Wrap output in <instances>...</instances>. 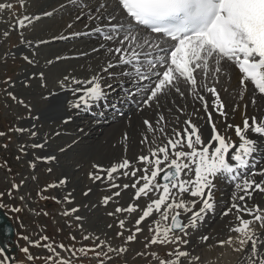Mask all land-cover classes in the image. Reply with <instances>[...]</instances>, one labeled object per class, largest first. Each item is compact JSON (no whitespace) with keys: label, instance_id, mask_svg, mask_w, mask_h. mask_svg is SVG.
Returning a JSON list of instances; mask_svg holds the SVG:
<instances>
[{"label":"snow or ice","instance_id":"obj_1","mask_svg":"<svg viewBox=\"0 0 264 264\" xmlns=\"http://www.w3.org/2000/svg\"><path fill=\"white\" fill-rule=\"evenodd\" d=\"M20 4L23 7L24 0H20ZM4 7L6 5L0 4V9ZM7 7L11 8L12 5L9 4ZM95 12V16L89 13V21L107 20L106 24L98 23L91 33L97 34L105 42L99 45V49L107 47L106 63L89 80L80 81L72 78L74 84L82 87L74 90L81 94L71 106L77 110L81 108L90 110L99 102L106 101V89H111L112 85L103 84L104 74L115 78L117 73L109 70L121 67L119 75L133 86L127 90L126 95L133 99L139 95L141 97L139 105L148 108L155 105L156 110H161L164 107L161 101L167 100L173 94L185 100L192 97L202 104V110L207 114V123L211 128L210 132H205L191 118L181 122L177 117L176 122L182 123L183 128L179 130L174 128L169 135L165 131L168 121L162 112H156L155 126L151 120L144 119L146 129L163 134L167 142L156 148L150 147L149 155L138 157L139 161L148 167L132 172L133 176L138 171L144 172V175L132 185L136 189L134 199L138 201L141 197H148L149 202L135 220V231L127 236L125 243L133 241L136 233L142 231L139 227L141 223L156 213L159 219L154 220V227L148 229L154 234L144 247L147 249L149 245L157 244L175 247L166 254L168 259L161 258L155 252H152L151 256L156 258L159 264H180L181 258L192 257L189 250L181 249V245L189 244V240L184 237L189 235L187 231L189 228L196 229L198 223L209 212L215 210L213 181L215 178L223 177L225 180H231L234 185L233 202L224 209L222 215L228 216L233 210L236 213L235 219L238 223L230 228V232L238 234L235 243L239 247H234L233 250L243 253L237 264H264V235L251 227L254 223H259L260 227L264 228V210L259 205L249 206L247 203L254 191L264 192V179L259 182L253 179L256 176L264 177V168H260L259 171L253 170L257 167L256 153L259 151L257 138L264 137V116L258 118L256 115L249 117L244 114L242 126L227 123L229 113L225 111L226 105L217 87L225 78L231 79V74L238 69L236 76L239 99H245L246 91L251 93V104L254 107L257 105V93L264 99V0H103ZM77 19H80V16H77ZM31 20L32 17L25 15L18 20L16 26L24 28ZM4 35L7 36L8 32ZM109 44L113 46L109 47ZM23 59L29 64L33 63L27 56ZM40 75L42 77L43 73ZM68 79L69 77H64V80ZM5 83L9 84L10 81ZM119 86L121 90L127 88V84L122 83ZM205 92L212 97L211 110ZM8 95L17 100L11 92H8ZM17 102L24 104L23 100ZM237 108L238 106L233 107L232 112L235 113ZM169 111L172 109L169 108ZM177 111L183 113L184 109L178 108ZM213 112L224 118L226 126L224 133H221L214 122ZM68 119L71 120V117ZM232 129L238 143L228 134ZM14 130L26 131L19 127ZM3 135L5 133L0 132V136ZM31 135L36 136V132H31ZM156 140L154 135L152 143L155 144ZM146 142L147 136L141 143ZM185 145L187 151L183 150ZM37 159L47 161L55 157ZM130 164L129 160L124 159L108 169H100L99 165L93 167L106 171L111 179L112 173L118 169H127ZM193 172L194 175L190 176L189 174ZM89 176L92 177L93 173H89ZM100 178L99 175L95 176L97 180ZM59 183H66V179ZM124 187L127 188L128 185ZM12 188L18 190L19 185L13 184ZM154 191L158 193V198L153 199L149 195ZM185 194L197 199H185ZM8 195H12V190H9ZM113 195L119 196L120 193L115 192ZM2 196L3 193H0V197ZM110 199L111 197L105 196L104 203L107 204ZM198 203L200 206L197 208ZM138 208L140 205L130 204L126 208L118 207L115 211L132 213ZM12 210L19 211L16 208ZM71 211L75 212L77 209ZM245 216L251 219H245ZM118 224L123 229L125 221L120 220ZM117 236L122 237L123 232H118ZM47 239L41 237V240ZM200 239L206 241L208 237ZM30 243L32 246H40L39 241ZM103 243L104 241L100 242ZM224 243L232 245L233 237L229 236L227 241L219 242L220 245ZM100 244L96 247H100ZM43 247L55 252L51 244H44ZM57 247L65 250L62 244ZM91 250L94 249L78 251ZM108 250L122 253L126 248L113 249L109 246ZM2 251L0 248V252ZM21 251L27 254L29 249L25 247ZM96 255L99 256L100 253L97 252ZM27 259L31 261L33 257L29 254ZM51 259L49 256L48 260ZM59 264H65V261L60 260Z\"/></svg>","mask_w":264,"mask_h":264},{"label":"rangeland","instance_id":"obj_2","mask_svg":"<svg viewBox=\"0 0 264 264\" xmlns=\"http://www.w3.org/2000/svg\"><path fill=\"white\" fill-rule=\"evenodd\" d=\"M52 1H47L46 6L50 7V5L54 3V1ZM58 1L59 2L54 5L55 7L60 3V0ZM24 3H26V9H24L23 12L26 10L31 11L35 9V6L32 7L33 1L30 0L28 2V0H24ZM0 4L6 5L5 8L0 9V132L5 133V135L0 136V168L6 169L4 163H6L8 159L11 161L12 173L24 167L23 164H14L12 162L13 159L18 157V155L11 153L14 149L13 145L15 144L19 149H21L23 153H25L27 160L33 164L28 168L26 167L23 172L29 173L31 169H33L34 178V180H31L30 178L26 177L25 180V177H22V172H19L16 175L14 174L15 181H17L15 184L19 185L18 190L21 188L20 185L23 180H25V185L22 189L23 192H21V195L16 191L17 189L12 188V175L10 174V176L8 174L9 168L5 171L0 170V193H3V196L0 197V205H3L1 207L4 209L14 224L16 230L15 242L17 251H19L17 258L14 260L15 263L59 264L60 260H64L65 264H159V261L154 257L148 259V256H150L152 252L157 253V255L161 258L168 259L169 257L166 254L173 250L175 247L174 245H149L147 249L144 247L145 243H147L154 234L149 232L148 229L149 227H154V220L159 219V215L156 213H153L151 217L146 218V220L141 223L139 227H141L142 231L136 233V237L133 241L125 243L127 236L135 231V220L141 215L139 212L143 209V207L147 206V203L149 202L148 197H141L140 200H136L135 204H131L140 205V208H138L135 212H116L115 210L118 207L126 208V205L129 201L131 202L135 200L132 185L136 183L135 181L138 180L139 175L117 176L119 173L115 174L116 172H114L112 173L113 178L111 177V179L108 178L107 180L104 179L96 182L94 176H96V172L98 171L95 170L99 169H94L93 165H99L100 169H103V166L100 165L99 161L104 160V158L101 151V153L95 154L96 148H89V143L93 141L91 138L89 139L90 142L87 141V145H85V147L79 148L78 150L72 152V156L75 158L74 161H76L78 164L73 167V172L69 178V180H71L69 181V185L67 182L60 184L59 182L61 180H65V174L63 169L59 167L60 165H38V168H36L34 166V159L37 157L36 155H40L39 152L34 150L32 153H28L24 147L22 150V142H24L22 139L24 137V133H17L14 130L17 127L28 130L26 127L31 126L32 123V130L28 131H36V136H32L31 133H28L27 131L24 132H27L29 139L35 140V144H38L37 139L40 135V132L37 130L34 122L32 121V116L26 111V109H33L35 107L31 103L28 104L24 99H30L37 87H42L44 83H55L57 79L62 78L64 73L67 72L66 75H68V71L66 70L71 71L72 68L76 67V65L70 64L72 68L68 69L70 65L68 62H66L65 65L67 64L68 66L64 65L65 67L61 70L57 69L59 68L57 67L56 69L54 68V70L52 69L51 65H54L57 62L52 60V58L51 60L47 61V64H49V61H51L50 67H45L42 70L44 73H47L46 79L38 76L26 79L21 76V73L29 69L31 64L29 66L26 65L27 61L23 59L24 56H27L30 60L35 57L47 59L48 57H52V55L64 50H85L83 48L89 46L98 47L99 49V45L105 42L98 35H96L92 40L77 39L71 40L69 43H65L61 39H54L50 42H46V44H39V46L32 45L26 50L18 49L20 42L23 38L27 37L28 33H33L31 37H28V41H31L34 40V38L45 37L46 32H48L51 27L52 28L49 30L48 34L58 30L60 25L57 23H48L47 26L38 25L35 28L36 30L33 28V26L21 29L16 26L19 20L17 16L24 8V6H21L20 0H0ZM9 4L12 5L11 8L7 7ZM54 19H56V16L47 17V20L53 21ZM97 24L98 22L94 23L95 26ZM5 32H8L7 36L4 35ZM106 50L107 47L104 49H99L101 53H104ZM95 59L97 61L99 60L98 57H95ZM101 60H99V63ZM5 81H10V83L6 84ZM114 83V80H109L108 82V84H111L112 86ZM8 92H11L17 98V100H13L8 95ZM18 100H23L24 104L21 105L17 102ZM110 100L111 99L101 101L98 103V107L95 105L92 108L94 111H97L96 108H100L101 104ZM19 104L22 107H18ZM11 110L13 111L10 112ZM98 111L100 114L103 113V117L110 113L107 108H100ZM113 113L118 112L114 111ZM81 115L88 116V113L83 114L82 112L80 114L78 112L76 121L81 118ZM25 119L28 121L23 124ZM123 121L124 120L122 119L119 123ZM46 123L50 124L51 122H47L46 120ZM10 129H12V131H10ZM105 132L103 134L104 136L102 135L98 140H96L97 142L100 141L101 138H103V141H105V137H111L110 132ZM11 133H13L12 137L9 135ZM11 138L16 139V143L15 141H13V143L9 142ZM70 139L71 138L69 137L67 141ZM7 147L10 150V158L6 152ZM98 147H100L99 144ZM42 156L43 155L41 153V157ZM18 159L16 160V163H18ZM39 161L41 162V159H39ZM40 162L38 164H40ZM41 169L44 170L46 176L42 175L44 173L43 170L39 173V170ZM49 169H52V171L50 172ZM99 171L102 172L101 170ZM255 171H259V167H257ZM38 173L40 176H42V182H40L39 179L36 180V174ZM89 173H93V176L90 177ZM75 180H79L81 185H76L74 187L75 191L73 193V188H70V185ZM227 181L228 180L225 179H218L217 187L220 188V191H223L224 186L229 184ZM47 183L54 185V187L46 190ZM58 185L61 187L58 188ZM112 185H116V187H113ZM124 185H128V187L125 188ZM8 188L14 191L11 196L8 195ZM92 188L95 189L94 194L89 193L92 191ZM61 190H63V192H61ZM70 192L72 193V196H70L74 198L72 203L65 200V195ZM115 192H119L120 195H113ZM213 192L216 193V190ZM85 193H87V195H85ZM149 195L153 199L158 198V193L155 191ZM105 196L111 197L107 204H105L104 199H102ZM21 197H23V199H21ZM184 198L191 199L192 197L186 196L185 194ZM101 201L103 202L101 203ZM52 205H57V209L54 210V213L50 212V207H52ZM36 206L40 207V211L35 212L34 207ZM70 206L72 209L78 207L77 211H71ZM87 206L89 208H86ZM14 208L19 209V211H13L12 209ZM109 213H114V215H109ZM183 215L184 214L182 213V216ZM209 215L210 214H207L204 219L198 223L196 229L189 228L187 230L189 235L184 238L189 240V244L181 245L182 250H189L191 253H193L192 255H194V249H196V251H198L201 256L205 257H201L200 260L197 261H193L192 257H184L181 258L180 264H206V262H204L205 259L210 258V260H214L219 255V248L215 247L218 242L217 239L220 237H227L226 241L228 240L227 234L230 233L229 227H232L233 224L232 214H229L228 216L221 215L217 222H215V224L210 227L208 234L213 233L215 230V235H219V237L215 238V235L213 234L214 237L212 239L210 237L206 243H201L200 246L196 244V242L200 243L201 241V236L199 237V233H203V227L207 225L204 220L205 218L210 219L211 216ZM77 217H79V219H77ZM120 220L125 221V226L123 229L119 227L118 222ZM109 225L112 227H109ZM121 231L123 232V236L118 237L117 233ZM230 235L235 236L234 233H231ZM86 236L89 238L85 239L84 237ZM23 237H27L28 239L26 240ZM41 237H47L48 239L41 240ZM33 241H39L40 246H32L30 242ZM101 241H104V243L100 244ZM44 244H51L55 249V252H50L48 249L44 248ZM61 244L64 245L65 250H61L57 247V245ZM97 244H100V247H96ZM109 246H111L113 249L124 247L126 248V251L122 253L115 250L109 251ZM25 247L29 249L27 254L21 251V249ZM67 249H72L73 251L70 252L67 251ZM80 249L94 250L87 252L78 251ZM73 252L75 254H73ZM97 252L100 253L99 256L96 255ZM29 254L33 257L31 261L27 259ZM49 256L52 257L51 260H48ZM8 262L9 260L7 257L3 256V258L0 259V264H8ZM211 264L214 263L212 262Z\"/></svg>","mask_w":264,"mask_h":264},{"label":"bare ground","instance_id":"obj_3","mask_svg":"<svg viewBox=\"0 0 264 264\" xmlns=\"http://www.w3.org/2000/svg\"><path fill=\"white\" fill-rule=\"evenodd\" d=\"M29 1L30 0H28V2ZM31 1H33L32 7L35 6V9L31 11L26 10L25 12H23L24 9H26L25 7L26 3H24V8L22 12H20L19 15L17 16L18 19L22 18L25 15L32 17L31 23H29L26 27L33 26V28L35 29L38 25L47 26L48 23H57L60 25V28L56 31L52 30L53 32L48 34L49 30L52 28L51 27L48 30V32H46L45 37L34 38V40L31 41H28V37H31L33 33H28L27 37L23 38L22 41L20 42L18 49L26 50L28 47L32 45L39 46V44H43L44 42H49L59 38L63 39L64 40L63 42L69 43V41L71 40H77V39L92 40V37H95L96 34H91L92 29L95 28L94 22H100L101 20L89 21L88 15L91 12V14L95 16L96 15L95 9L99 7V4L102 3L103 0H60V3L56 7L54 5L59 2L58 0H53L54 3L51 4L50 7H47L46 3L47 1H52V0H45V2L44 0H31ZM46 13H50V15H46ZM52 16H56V19H54L53 21L47 20V17H52ZM77 16H80V19H77ZM106 23L107 20L104 19V21L100 24H106ZM69 25H71V27H69ZM29 42H30V46H29ZM112 46L113 45L109 44V47ZM83 49L85 50L82 49L67 50V51L64 50L65 52L59 50L60 51L59 53L52 55V57H48L49 59L48 58L40 59L38 57H35L33 59L31 58L33 61L31 67L26 71H24L23 73H21V76L26 79L36 76L41 77L40 74L43 73L42 77L46 79L47 73H44V71L42 70L45 67H50L51 63L47 64V61L51 60L52 58H53L52 60L57 62L56 64L51 65L52 69L54 68L56 69L57 67H59L57 69L61 70L67 65V64L65 65L66 62H68L69 65L70 64L76 65L75 68H72L71 65L68 67V69L72 68L71 71L66 70L68 71V75H66L67 72L64 73L62 75V78L57 79L55 83L52 84L44 83L42 87L40 88L37 87V89L32 94L33 96H31L30 99L29 98L24 99L28 104L31 103L35 107L33 109H26V111L32 116L31 119L34 122L37 130L40 132V135L38 136L37 139L38 144L43 145L42 147H33V145L36 143L34 142L35 140L29 139V137L27 136L28 135L27 132L31 133L29 131L32 130V123H31V126L26 127L29 131L26 130L27 132H23L24 137L22 141L24 142L22 141L21 142L24 149L27 150L28 153H32V151L34 150H37L39 152L40 155H36L37 157L34 156L35 157L34 166L36 168H38V165H42V166L45 165L49 166L51 164L60 165L59 167L63 169V172L65 174L64 175L65 179L67 180L66 182L69 185L70 183L69 181H71L69 180V178L73 172L72 171L73 167L78 164L76 163V161H74L75 158H73L72 152L78 150L79 148L85 147V145H87V141H89V139L92 138L93 141L91 142L89 141L90 143L89 142L88 143L90 144V146L89 145L88 146L89 148L90 147L96 148L95 154L102 152L104 160H101L99 162L100 165L103 166V169L111 168L114 165H118L119 163H121L124 159H127L131 162L129 168L118 169L115 174L119 173L117 174V176H123L125 175V173H127V176L132 175L133 170L143 169L144 167H148V165L141 163L138 157H140L141 155H149L150 147L156 148L159 145H163L167 142L163 134L159 132L156 133L150 132L146 129V126L143 124L144 119H149L152 121L153 125L155 126L157 111L162 112V114L167 119L168 124L165 126V131L169 135L172 134L174 128L177 130L183 128L182 123L178 124L176 122L177 117L181 122L185 119L191 118L192 121L198 124L202 130H204L205 132H210L211 128L210 125L207 123V114L204 113L202 110V104L198 100L193 99L192 97H188V99L185 100L179 97L178 95L173 94V96L169 97L167 100L161 101V103L164 105V107L161 110H156L155 105H153L152 108L142 107L141 105H139V101L141 99L139 95L136 96L135 99L128 97L126 95L127 88L131 87L129 85L132 84L129 83L126 78L119 75V73L122 71L121 67H114L109 70L113 73H117L115 78H111L107 74H104V79H103V84L105 85L109 82V80L115 81V85L112 86L111 89H106L107 98L113 99L112 100L113 102H108L107 104H104V106L116 105V107L112 108L106 106L108 107L110 113L105 117H103L102 115H100L99 112H97L93 115V117L87 116L85 118H81L79 121H76V115L79 111H87L88 113H90V110H84L83 108L77 110L71 106L72 103L75 101L76 97L81 94L79 92H75L74 90L78 87H82V85L74 84L72 82V78H75L76 80H80V81L89 80L99 70V68L106 63V56H107V50L104 53H101L100 51L95 52L93 51L94 46L93 47L89 46ZM95 57H98L99 60L101 59L103 60H101V62L99 63V60L97 61ZM26 65L29 66L30 64L27 62ZM238 71H239L238 69H235V72L231 74V79L225 78L217 85V87L222 100L226 101V102L224 101L226 105L225 111L229 113L227 117V123L240 124L242 126L244 114H246L249 117L256 115L258 118L264 116V99H261L260 94L257 93L256 94L257 105L255 107L251 104L250 92L246 91L244 100L239 99V89L237 87V76H236V73H238ZM66 76L69 77L67 81L64 80V77ZM121 83L127 84V88L121 90L119 86L121 85ZM225 89H227V91ZM204 95L209 102V108L211 110L212 97L206 92L204 93ZM123 103H126L127 107L130 106L131 104L133 106L132 111L127 112L126 109L128 108L126 107L125 111L120 113V116H118L119 114H113V111L116 110V108L121 107L122 109V107H124L122 105ZM245 105H247V107H245ZM236 106H238L237 111L233 113L232 108ZM18 107H22V106L19 104ZM169 108L172 109L171 112L169 111ZM178 108H183L184 112L183 113L178 112L177 111ZM121 109L117 110L118 113L122 111ZM12 111L13 110H11L10 112ZM69 117H71V120L68 119ZM122 119L124 121L119 123L120 120ZM46 120L47 122L50 121L51 123L50 124L46 123ZM213 120L218 125L221 133H224L226 131L224 118L218 117L216 113L213 112ZM27 121L28 120L25 119V121H23V124H25ZM104 132L105 133L110 132L111 137L110 138L105 137L106 138L105 141H103V138H101V140L97 142L96 140H98L104 134ZM125 134H127V138H125ZM228 134L231 135L233 139L237 140L238 143V138L235 137L234 129L229 130ZM9 135L12 137L13 133ZM154 135L157 138L155 144L152 143V137ZM249 135L251 134L249 133ZM145 136L148 137V142L141 143V141L144 139ZM69 137L71 139L67 141ZM257 139H258L259 151L256 153V161H257V167H259L260 170V168H264V137H258ZM13 141H15L16 143V139L13 138H11L9 142L13 143ZM98 144L100 145V147H98ZM13 148L14 149L11 153L18 155V157L13 159L12 162L14 164H23L24 167L12 173L11 161L10 159H8L6 161L7 164L3 162L6 169L0 168V170L5 171L9 168L8 174L9 175L11 174L13 176L12 177L10 175L12 185L17 183V181H15L14 174L16 175L19 172H22V177L23 178L25 177V180L26 177L30 178L31 180H34L33 169H31L29 173L23 172V170H25L26 167L28 168L33 164L27 160L25 153H23L21 149L18 148V146L14 144ZM183 150L185 151L188 150L186 148V145ZM6 152L10 158L11 154L8 147L6 148ZM41 153L43 155L42 157L52 156L55 157V159L47 160V161L41 159L40 162L39 159L37 158L41 157ZM17 159H18V163H16ZM39 162L40 164H38ZM255 169L253 170L255 171ZM42 170L43 169L39 170V173ZM39 173L36 174L37 176L36 180L39 179L40 182H42V176H40ZM98 174L101 177L99 180H104V179L107 180L109 178L108 173L106 171H102V172L98 171L96 175ZM136 174L139 175L140 178L142 175H144V172L138 171L136 172ZM148 174L150 175V172ZM42 175L46 176L45 172ZM189 175L190 176L194 175V172L190 173ZM182 178L187 179V177H182ZM218 179H224V178L223 177L215 178L213 181L214 187L212 188V192L216 190V193L213 192V199L216 201L215 210L208 213L210 214L209 216H211V218L210 219L205 218L204 222L207 225L203 227V231H202L203 233L202 234L199 233L200 234L199 237L200 236L208 237L206 241H208L210 237L212 239L216 232L214 230L213 233L208 234L210 227L214 225L215 222H217L218 218L222 215L224 209L230 206V204L233 202L232 201V193L234 191L233 183L229 181V184H226L224 186L223 191H220V188L217 187ZM253 179H256L259 182L261 179H264V177L256 176L253 177ZM25 180H23V182L21 183L20 185L21 188L19 190H16L21 195H22L21 192H23L22 189L25 185L24 183ZM99 180H96V182ZM140 183L142 184L143 181H140ZM49 185L51 184L50 183L46 184L47 186L46 190L52 188L49 187ZM76 185L80 186L81 182L79 180L77 181L75 180L74 182H72L70 188H73V193L75 191L74 187ZM13 192L14 191L12 190V193ZM61 192H63V190H61ZM94 192L95 189L92 188V191L89 193L94 194ZM133 192L135 196V192H136L135 188H133ZM186 196L188 195L186 194ZM65 197H67L68 199L71 198L70 195H65ZM185 199L191 200L197 198H191V199L185 198ZM102 202L103 201H101V203ZM135 203L136 200H133L131 202L129 201L126 207L130 204H135ZM247 203L249 206L259 205V207L262 210H264V192L254 191L252 193L251 199L247 200ZM199 206L200 205L198 203L197 208ZM86 208L89 207L87 206ZM56 209H57V205H52V207H50V212L54 213V210ZM34 210L35 212H38L40 211V207L36 206L34 207ZM139 214H142V210L139 212ZM230 214H232V221H233L232 227H233L235 224L238 223L235 219L236 216L235 210H233V212ZM244 218L251 219V217H247V216H245ZM251 227L255 228L258 232L261 233V235H264V228H261L259 223H254L253 225H251ZM230 228L231 227H229V229ZM231 233H234L235 236L230 235ZM237 235L238 234L235 232H230L229 234H227L228 237L229 236L233 237L232 245H229L227 243L220 245L219 242L224 240L226 241L227 237L218 238L217 239L218 242L215 245V247L219 248L218 249L219 255L214 260H210L209 258V259H205L204 262H206V264H211L212 262L214 264L217 263L237 264L238 260L243 255L242 252H236L233 250L234 247H239V245L235 243V238L237 237ZM216 237H219V235H215V238ZM206 241L202 242L201 240L200 243L196 242V244L200 246L201 243H206ZM194 250L195 253L194 255H192L193 261H197L200 260L201 257H205V256H201V254H199V252L196 251V249ZM1 254L2 253L0 252V259L3 258V255ZM151 258H152L151 255L148 256V259Z\"/></svg>","mask_w":264,"mask_h":264},{"label":"water","instance_id":"obj_4","mask_svg":"<svg viewBox=\"0 0 264 264\" xmlns=\"http://www.w3.org/2000/svg\"><path fill=\"white\" fill-rule=\"evenodd\" d=\"M14 227L7 215L0 208V246L3 251L12 259L11 253L15 254L16 248L10 247L9 243H13Z\"/></svg>","mask_w":264,"mask_h":264}]
</instances>
